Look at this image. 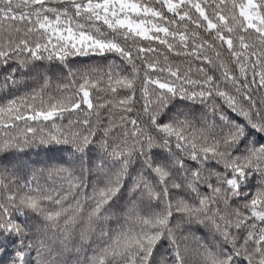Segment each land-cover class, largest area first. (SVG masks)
I'll use <instances>...</instances> for the list:
<instances>
[{
	"label": "snow or ice",
	"instance_id": "1",
	"mask_svg": "<svg viewBox=\"0 0 264 264\" xmlns=\"http://www.w3.org/2000/svg\"><path fill=\"white\" fill-rule=\"evenodd\" d=\"M0 94V264H264V0H0Z\"/></svg>",
	"mask_w": 264,
	"mask_h": 264
},
{
	"label": "trees",
	"instance_id": "2",
	"mask_svg": "<svg viewBox=\"0 0 264 264\" xmlns=\"http://www.w3.org/2000/svg\"><path fill=\"white\" fill-rule=\"evenodd\" d=\"M113 58L114 57L112 56H108L107 58H101L97 56L79 57L75 58L72 66L80 68H86L90 66L103 68ZM31 86V84L28 85V87ZM28 87H20L16 94L19 95L20 93L27 91ZM53 162L54 161L48 160L42 151L38 153L35 149H26L24 152L13 151L6 155L0 156V163L9 164V166H15L18 169L19 175L30 173L35 169L42 168L46 164ZM17 219H19L21 222L24 221L23 217H17ZM33 222L39 224L38 220H35L34 218L29 219V223Z\"/></svg>",
	"mask_w": 264,
	"mask_h": 264
}]
</instances>
